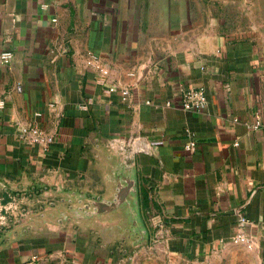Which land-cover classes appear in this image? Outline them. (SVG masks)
I'll use <instances>...</instances> for the list:
<instances>
[{"label": "crops", "instance_id": "crops-1", "mask_svg": "<svg viewBox=\"0 0 264 264\" xmlns=\"http://www.w3.org/2000/svg\"><path fill=\"white\" fill-rule=\"evenodd\" d=\"M200 1L0 0V53L14 51L0 60V264H264V128L245 124L264 108V58ZM199 86L205 107H183ZM32 123L48 149L20 136ZM113 141L135 147L148 188L145 244L29 223L60 180L104 193Z\"/></svg>", "mask_w": 264, "mask_h": 264}, {"label": "water", "instance_id": "water-1", "mask_svg": "<svg viewBox=\"0 0 264 264\" xmlns=\"http://www.w3.org/2000/svg\"><path fill=\"white\" fill-rule=\"evenodd\" d=\"M99 155L107 183L104 193L69 187L60 180L53 191L42 193L51 199L25 218L34 227L71 220L107 243L145 244L150 232L142 215L135 147L113 141ZM0 185L7 187L1 179Z\"/></svg>", "mask_w": 264, "mask_h": 264}, {"label": "built area", "instance_id": "built-area-1", "mask_svg": "<svg viewBox=\"0 0 264 264\" xmlns=\"http://www.w3.org/2000/svg\"><path fill=\"white\" fill-rule=\"evenodd\" d=\"M56 21L57 18L55 17ZM14 57V51L12 49H5L0 53V60L3 63H9L12 61ZM17 89L21 90L22 86L20 83L17 84ZM123 98L127 99L130 94V89L128 87H124L122 89ZM208 97L206 93V89L204 86L199 87H185L183 89L182 95V105L188 109H197L200 110L205 107L207 104ZM5 104V97H0V107H3ZM238 117H235L234 120H238ZM245 124L248 128L251 129H262L264 128V108L258 107L255 110V115L253 120L245 121ZM190 140L186 143V148L193 150L195 148V138L192 132L189 133ZM20 136L23 140L28 143L35 144L39 143L45 149H48L52 142H54V135L47 132L43 127L38 125L37 123L26 124L22 126ZM238 144V141H236ZM236 240L245 243L248 247L253 246V240L249 237L245 232L240 231L235 235ZM39 258L37 256H33L32 258L25 261L23 264H38Z\"/></svg>", "mask_w": 264, "mask_h": 264}, {"label": "rangeland", "instance_id": "rangeland-1", "mask_svg": "<svg viewBox=\"0 0 264 264\" xmlns=\"http://www.w3.org/2000/svg\"><path fill=\"white\" fill-rule=\"evenodd\" d=\"M200 4L231 36L253 38L264 58V0H204Z\"/></svg>", "mask_w": 264, "mask_h": 264}, {"label": "trees", "instance_id": "trees-1", "mask_svg": "<svg viewBox=\"0 0 264 264\" xmlns=\"http://www.w3.org/2000/svg\"><path fill=\"white\" fill-rule=\"evenodd\" d=\"M140 198H141V205L144 209L148 208L151 205V199L148 192V188L142 184L140 189Z\"/></svg>", "mask_w": 264, "mask_h": 264}]
</instances>
